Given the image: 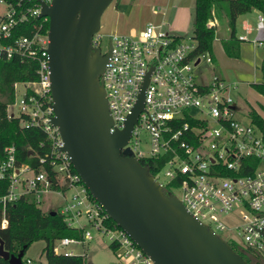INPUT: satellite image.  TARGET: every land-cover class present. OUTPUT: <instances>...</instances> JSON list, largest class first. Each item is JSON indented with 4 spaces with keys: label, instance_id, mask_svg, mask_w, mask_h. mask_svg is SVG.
<instances>
[{
    "label": "built area",
    "instance_id": "2783aa9c",
    "mask_svg": "<svg viewBox=\"0 0 264 264\" xmlns=\"http://www.w3.org/2000/svg\"><path fill=\"white\" fill-rule=\"evenodd\" d=\"M41 1L50 0H32L30 4L0 0V58L17 57L35 64L33 79L13 82L14 97L9 104H16L18 113H7L19 116L25 126L40 128L48 142L47 152L34 153L37 169L26 162L17 164L14 146H4L0 178L7 179V186L0 195L2 208L27 192L33 193L37 204L45 194L55 193L61 198L55 211L67 225L81 229L78 237L58 238L53 245L55 253L74 254L67 246L91 239L89 226L114 245L112 250L118 259L128 264H153L109 218L81 181L68 154L61 150L58 129L50 122L48 17L39 15ZM21 23L28 24L29 33L16 32ZM212 24L207 21V25ZM98 36V32L92 35L93 46L99 47ZM237 38L262 44L261 13L254 36L238 34ZM108 39L110 46L99 77L112 119L109 130L123 127L142 89V106L123 147L128 146L139 161H162L151 173L153 178L166 192L178 188L180 195L176 196L196 219L220 236L219 230L236 229L242 236L239 247L264 251V124L259 126L248 116L247 121L235 117V100L230 92L235 84L215 74L195 79L192 64L201 58L210 62L209 53H192L195 41L168 32L161 22L147 21L137 34L112 33ZM145 134L147 149L142 147ZM235 204L242 209L241 221L229 227L220 216ZM79 219L85 226L77 223ZM0 223L6 225L4 216ZM21 259L24 264H34L30 257Z\"/></svg>",
    "mask_w": 264,
    "mask_h": 264
},
{
    "label": "water",
    "instance_id": "95a60500",
    "mask_svg": "<svg viewBox=\"0 0 264 264\" xmlns=\"http://www.w3.org/2000/svg\"><path fill=\"white\" fill-rule=\"evenodd\" d=\"M110 1L40 2L39 15L48 17L50 122L58 129L61 150L109 218L153 264H251L196 219L174 193L166 192L148 166L123 147L142 106V89L123 127L109 130L112 119L99 77L109 48L101 53L91 37ZM22 254L23 249L8 253L0 239V256L10 264H24ZM260 254L264 264V251Z\"/></svg>",
    "mask_w": 264,
    "mask_h": 264
},
{
    "label": "trees",
    "instance_id": "16d2710c",
    "mask_svg": "<svg viewBox=\"0 0 264 264\" xmlns=\"http://www.w3.org/2000/svg\"><path fill=\"white\" fill-rule=\"evenodd\" d=\"M8 1L14 2V0ZM31 1L23 0L25 4H30ZM252 9L259 11L263 16L264 35V0H193L192 39L195 41V47L192 53L210 51L217 25L215 22L207 25V21L214 19L217 21L219 17L224 16L228 34L221 39V46L227 55L236 57L239 40L235 35L236 18L239 14ZM16 32L29 33L28 24H18ZM262 46L264 48V39ZM34 68L33 60L20 61L17 57L0 58V96L6 98L0 99V160L4 156V146L12 144L16 163L26 162L33 169H37L39 163L34 153L44 154L48 151V142L44 133L38 127L21 124L19 116H9L7 113V105L14 97L13 82L33 79L35 77ZM260 72L261 81L252 82L251 86L264 96V54L260 62ZM246 113L253 123L259 126L264 124L263 119L253 109H248ZM28 150L30 153H27ZM140 163L146 164L149 172L154 173L160 168L162 161L141 158ZM44 167L47 168L46 165ZM6 186L7 179L0 178V195L5 192ZM50 210L41 209L32 192L19 195L15 200L7 202L3 208L0 203V221L3 216L6 220L5 226H1L0 223V239L3 249L12 254H17L20 249H23L24 253L32 241L42 239L44 245L41 252L44 254L46 264H83L81 254L64 255L53 251V245L58 238L78 237L81 229L67 225L60 214L55 210L54 213H50ZM229 244L248 262L249 259L245 253L257 255L251 247H239L231 242ZM109 246L112 249L114 247L113 244ZM22 261L24 263V260ZM0 264L10 263L0 256Z\"/></svg>",
    "mask_w": 264,
    "mask_h": 264
},
{
    "label": "rangeland",
    "instance_id": "374dc122",
    "mask_svg": "<svg viewBox=\"0 0 264 264\" xmlns=\"http://www.w3.org/2000/svg\"><path fill=\"white\" fill-rule=\"evenodd\" d=\"M192 1L193 0H111L100 14V26L97 32L100 34L99 47L101 52L108 49L106 44L109 35L112 33L137 34L145 22H162V27L168 32L180 35L183 40L192 38ZM0 10L3 6L0 5ZM225 19L223 16L217 19L216 29L220 34H228ZM242 32L239 24L235 26V35ZM220 39H223L221 37ZM264 54L263 46L253 49L248 40H238V55L236 57L227 55L221 50L216 41L212 45V63L201 58L196 64H192V72L195 79L207 78L215 74L227 83H235L236 88L230 90L234 100V115L236 118L247 121L246 111L253 109L264 121V96L257 92L252 82H260V62ZM21 90L20 86H17ZM16 89V90H17ZM0 99H6L0 96ZM11 103V102H10ZM7 110L14 114L18 113L16 104H8ZM145 142L142 147L147 149L148 141L145 134ZM175 195H180L178 188L170 189ZM68 193V191H67ZM61 203V198L55 193L45 194L38 206L43 210H55ZM242 209L234 205L232 210L221 214L220 219L227 226L238 224L241 219ZM77 223L85 226L84 221L79 219ZM91 239L84 242L70 243L67 247L74 254L83 256V264H128L116 257V253L109 246V242L100 232L92 230ZM219 234L225 237L232 244H241L242 236L236 229L219 230ZM44 245L42 239L32 241L23 253V257H30L34 264H46L41 249ZM249 260L256 258V255L245 253ZM262 262V261H261ZM260 262V263H261Z\"/></svg>",
    "mask_w": 264,
    "mask_h": 264
},
{
    "label": "crops",
    "instance_id": "0c3cea01",
    "mask_svg": "<svg viewBox=\"0 0 264 264\" xmlns=\"http://www.w3.org/2000/svg\"><path fill=\"white\" fill-rule=\"evenodd\" d=\"M192 7H193V1H192ZM258 14H259V11L255 10V9H252V10H250L248 12L241 13V14H239L237 16L236 25L239 24V26L241 28V31H242L239 34H245L248 38H251V37L254 36V34H255V24H256V21H257V15ZM223 20L225 21V19H223ZM210 21H212L213 23L215 22L216 25H218V21H216L215 19L214 20H210ZM226 30H227V27H226ZM170 33H172V32H170ZM226 36H227L226 33L225 34H220L218 32V29H216L214 37H213V39L211 41L210 51L208 52L210 57H211V61H210L211 63H212V58H213V55H212V45H213V43L217 41L219 43V46H220L221 50L223 51L222 46H221V39L220 38L221 37H226ZM249 42L251 43L253 49H255L257 46H262V44H256V43H253L251 41H249ZM235 88H236V84H235Z\"/></svg>",
    "mask_w": 264,
    "mask_h": 264
},
{
    "label": "flooded vegetation",
    "instance_id": "af4514ba",
    "mask_svg": "<svg viewBox=\"0 0 264 264\" xmlns=\"http://www.w3.org/2000/svg\"><path fill=\"white\" fill-rule=\"evenodd\" d=\"M98 41H99V43L101 42V40H100V34L98 36ZM106 44H107L108 47L110 46V40L109 39H107ZM98 48H99V51L101 52L100 47H98ZM101 53H104V52H101ZM253 251L257 254L256 255V258H254L253 260H249V263H251V264H253V263L260 264V262H261V255H260V253L257 252V251H255V250H253Z\"/></svg>",
    "mask_w": 264,
    "mask_h": 264
}]
</instances>
